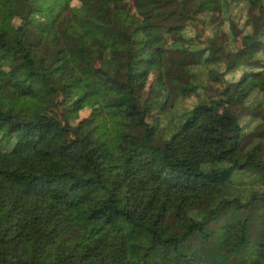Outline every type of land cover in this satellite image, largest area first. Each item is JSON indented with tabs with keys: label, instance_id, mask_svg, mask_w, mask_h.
<instances>
[{
	"label": "trees",
	"instance_id": "1",
	"mask_svg": "<svg viewBox=\"0 0 264 264\" xmlns=\"http://www.w3.org/2000/svg\"><path fill=\"white\" fill-rule=\"evenodd\" d=\"M152 1L169 8L113 25L77 100L65 51L88 0H0V264H264V0ZM109 90L139 134L120 152L87 102ZM17 97L44 118L14 115Z\"/></svg>",
	"mask_w": 264,
	"mask_h": 264
},
{
	"label": "rangeland",
	"instance_id": "2",
	"mask_svg": "<svg viewBox=\"0 0 264 264\" xmlns=\"http://www.w3.org/2000/svg\"><path fill=\"white\" fill-rule=\"evenodd\" d=\"M87 10L92 13L91 21L83 30H78L75 32L72 38V46L66 49L65 59L68 66L73 70V76L70 79L72 96L77 100L85 98L88 84L93 83L96 80V73L94 68V63L98 61L99 56L104 53L109 45L115 42V28L113 25L125 24L128 19L138 15L141 18H149L154 9L167 10L169 4L158 3L152 0H123L117 2V0H88ZM43 7L37 5H30L29 12L31 16H48L49 10L42 9ZM43 14V15H42ZM187 26L192 30H198L200 27L196 24V21L187 23ZM217 24H213L210 27H205L204 33L211 34L217 32L216 36L213 37V42L215 45L220 44L224 41V38L218 33ZM149 30H153L150 27ZM192 30V31H193ZM217 47V46H216ZM239 57L244 60H252L253 54H248L241 52ZM156 75L151 81L152 91L160 98H162V85L157 81L159 74L157 73V68H155ZM233 78L238 75L237 70H230L227 74ZM208 88L213 90L214 83H209ZM214 92V90H213ZM212 92L208 93V97L212 96ZM215 94V92H214ZM236 94L235 83L232 84L229 95L233 97ZM3 95V94H2ZM115 93L113 90H109L105 93L100 94V96L92 97L87 102H93V104L98 108H102V112L108 118V127L112 133L114 140V147L117 152L126 150V143L128 141L135 140L139 135L138 129L132 126V118L124 114L117 113L113 110L112 105L114 101ZM162 99H159L161 101ZM248 108L244 107L240 110L239 115L244 117L243 122L249 123V119L245 117ZM11 112L18 118L24 120L25 123L36 120L39 118H44L46 115L45 109L41 106L40 102L36 99L21 97L14 98L11 102ZM158 114L152 113L149 121H151L155 126L168 122L171 124V118L166 117L167 111H158ZM96 111L90 110L82 115H90L92 117ZM8 129V123L1 122L0 124V134L6 132ZM19 136L23 135V132L18 133ZM170 136V134L168 135ZM246 150H250L256 143L253 139ZM261 158L264 159V139L259 142Z\"/></svg>",
	"mask_w": 264,
	"mask_h": 264
}]
</instances>
